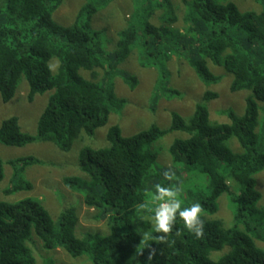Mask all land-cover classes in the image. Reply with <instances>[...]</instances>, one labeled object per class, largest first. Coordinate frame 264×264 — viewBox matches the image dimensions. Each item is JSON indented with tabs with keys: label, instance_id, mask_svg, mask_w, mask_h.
Here are the masks:
<instances>
[{
	"label": "trees",
	"instance_id": "obj_1",
	"mask_svg": "<svg viewBox=\"0 0 264 264\" xmlns=\"http://www.w3.org/2000/svg\"><path fill=\"white\" fill-rule=\"evenodd\" d=\"M64 1L0 0L3 101L15 97L24 78L30 103L38 94L54 91L38 120L37 134L23 132L19 118L13 116L0 126L1 144L24 147L37 141L52 142L68 152L83 136L93 137L108 124L111 114L126 104L116 95L112 79L136 49L141 65L157 66L164 75L166 64L178 54L202 82L218 84L222 77L211 71V61L233 76L232 92L249 91L252 96L242 117L229 113L230 124L211 122L205 102L217 99L218 93L207 91L204 103L197 104L189 120L173 112L169 129L152 126L124 137L119 125L112 126L107 134L110 146L83 147L79 153V166L89 180L64 178L66 187L82 194L84 203L96 210L98 217L108 216L109 233L77 236L79 216L74 208L64 211L56 222L36 198L0 201V264H36L29 245L34 234L46 250L62 248L72 257H89L92 264H264V246L259 244H264V206H258L262 196L256 178L264 171V124L260 125L257 102H264V0H258V12L241 11L232 0L185 1L188 26L183 32L174 28L180 17L172 0H134L135 14L119 33L112 52L104 44L103 32L93 26V17L110 0L87 2L69 27L54 20ZM159 10L162 24L157 25L152 19ZM54 58L59 61L55 74L50 67ZM82 70L91 72L93 78L82 76ZM98 70L104 72L100 82L95 81ZM123 77L135 89L136 77ZM173 131L190 135L171 145L174 166L198 167L210 178L211 192L205 194L188 186L186 170L179 172L176 180L182 188V207L199 202L202 213L215 215L219 198L228 194L236 204L235 226L226 228L221 220L203 221V233L196 237L177 217L172 231L154 233L148 246L140 234L151 230L152 222L138 216L136 208L148 199L151 182L174 181L168 168L155 169L157 156L150 149ZM232 138L239 141L242 152L229 148ZM38 163L34 157L9 161L14 174L4 194L32 191L33 184L23 172ZM4 165L0 156V183L5 178ZM230 177L241 186L237 193ZM225 247H229L227 253L211 258Z\"/></svg>",
	"mask_w": 264,
	"mask_h": 264
},
{
	"label": "rangeland",
	"instance_id": "obj_2",
	"mask_svg": "<svg viewBox=\"0 0 264 264\" xmlns=\"http://www.w3.org/2000/svg\"><path fill=\"white\" fill-rule=\"evenodd\" d=\"M89 1L91 0H65L54 13V20L62 26H71L79 10ZM172 1L177 7L180 17L174 28L183 32L188 26L184 19L187 13L185 1L188 0ZM232 1L244 12H258L261 8L258 0ZM134 11V0H110V3L104 8H100L93 17V26L103 32V41L106 48H109V52L113 51L119 33L128 26L130 17L135 14ZM161 15L162 11H157L152 21L157 25L162 24ZM140 55L136 49L117 68L112 83L116 95L126 100V104L121 111L113 112L108 124L98 129L93 137L83 136L74 143L68 152L61 151L52 142L37 141L24 147H9L0 143V156L5 162V178L0 183V201L17 202L27 197L36 198L42 201L56 222L64 211L74 208L79 216L77 236L83 237L87 233L108 234V216L98 217V212L84 203L82 194L70 190L64 184L65 177H80L85 181L89 180L79 166V153L83 147L99 149L110 146L107 134L114 125L121 127L124 137H131L148 130L152 126L169 129L172 125L173 112L179 113L184 119L189 120L193 116L197 104L204 103L203 96L207 91L218 93L217 99L205 102L212 123L230 124L232 120L229 113L233 112L238 117L245 114L247 99L252 94L249 91L232 92L230 87L233 76L226 72L223 67L216 66L209 61L211 71L222 78L218 84H205L199 79L188 61L178 54H175L172 60L166 64L168 71L165 75L157 66L141 65ZM58 65L59 61L56 58L51 60L50 67L54 74L57 72ZM80 73L87 79L93 78L91 72L82 70ZM97 73L95 81L100 82L104 77V72L98 70ZM124 74L136 77L135 89H131L125 82ZM173 91H176L177 94L173 95ZM28 92L29 85L24 78L12 100L5 103L0 95V126L6 119L15 116L19 118L23 132L30 135L37 134L38 120L54 91H49L43 95L38 94L32 103L28 101ZM257 102L260 106V125L262 126L264 124V102ZM258 131H261L260 128ZM189 136L186 132L173 131L150 147L157 156L155 169L168 168L172 175L171 178L174 180L169 184H166L164 179L154 180L149 186L151 193L155 192L156 184L177 187L176 179L179 177V172L186 170V176L190 179L188 186L192 190L210 194V178L200 168L189 167L186 164L176 166L173 164L170 153L171 145L175 140L186 139ZM227 144L234 152H242V147L236 138H232ZM26 157H34L39 161L38 164L29 165L23 172L24 178L33 184V190L18 192L10 196L5 195L4 190L11 186L14 174V168L9 164V161ZM256 178L257 189L262 196L258 203L261 208L264 206V171L259 173ZM229 183L236 193L241 188L240 184L232 177L229 178ZM179 198L182 200L180 196ZM218 204V213L215 215L202 213L201 222L221 220L226 228L234 227L236 204L231 201L228 194L221 196ZM184 205L186 207L188 204L184 203ZM149 214L145 213L141 218L151 221ZM259 244L264 246L263 243ZM29 245L36 258V264H92L89 257H72L62 248L46 250L42 241L35 234L32 236ZM228 251L229 247H225L222 251L212 253L211 258L216 260Z\"/></svg>",
	"mask_w": 264,
	"mask_h": 264
},
{
	"label": "clouds",
	"instance_id": "obj_3",
	"mask_svg": "<svg viewBox=\"0 0 264 264\" xmlns=\"http://www.w3.org/2000/svg\"><path fill=\"white\" fill-rule=\"evenodd\" d=\"M181 187L155 185V192L148 194V199L137 205L138 216L145 213L151 214L152 228L140 234L141 241L150 245L154 233L167 234L172 231L176 224L177 217L183 220L185 228L200 237L203 233L201 222L202 205L194 202L189 206L182 207V200L179 198ZM160 239H164L163 236Z\"/></svg>",
	"mask_w": 264,
	"mask_h": 264
}]
</instances>
